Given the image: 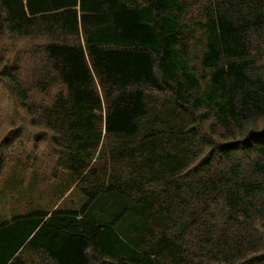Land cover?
I'll use <instances>...</instances> for the list:
<instances>
[{
    "label": "trees",
    "instance_id": "obj_1",
    "mask_svg": "<svg viewBox=\"0 0 264 264\" xmlns=\"http://www.w3.org/2000/svg\"><path fill=\"white\" fill-rule=\"evenodd\" d=\"M141 1L0 0V179L24 132L52 148L45 178L68 170L88 195L80 209L2 222L0 264H161L164 251L179 264H264V77L248 62L260 54L255 31L253 47L264 40V0H209L199 31L180 21L187 0ZM18 38L32 43L12 49ZM188 44L199 66L188 67ZM57 83L64 94L51 99ZM152 90L172 93L170 112L186 122L156 121ZM185 135L197 147L179 157ZM100 149L111 166L103 182L92 168ZM219 215L226 224L215 226ZM127 216L138 218L133 240L117 232Z\"/></svg>",
    "mask_w": 264,
    "mask_h": 264
},
{
    "label": "rangeland",
    "instance_id": "obj_2",
    "mask_svg": "<svg viewBox=\"0 0 264 264\" xmlns=\"http://www.w3.org/2000/svg\"><path fill=\"white\" fill-rule=\"evenodd\" d=\"M125 1L132 5H136L137 3L142 2L141 0ZM187 3L188 10L185 13V16L181 17L180 21L185 23L186 26L196 27V29L199 31L200 28H198V26H201L205 21H207L206 19H208L209 17L207 14V10L210 9L209 0H187ZM255 32L257 36L258 32ZM203 37L204 36L199 38ZM253 39H251V51L252 53H256L259 51L260 54L257 55V58H248V62L252 66H254L258 72H260V76L264 77V40L255 39L253 47ZM203 42L205 45V40ZM31 43L32 42H30L26 38H18L15 41V45L12 46V49H24ZM186 47L190 48L191 50V52H186V55L188 56V67L194 64L196 66H199L198 49L191 44H188ZM184 84L186 85L188 95L191 96V90L195 86V83L191 78H187L184 80ZM57 91H60L61 94H64L62 84L57 83L51 89H48L45 92L51 99H53ZM2 94L3 93L0 91V97L2 96ZM172 98H174V95L172 93L170 95L168 92H159L156 90H152V92H150L149 94L150 102L154 107L153 109L161 117L157 118L156 121L160 123H168L167 120H169V123L171 124L180 125L182 122H186L185 120L187 118L185 117L186 115L177 110L178 108L173 109L170 112V109L173 105ZM52 102L53 100H50L47 95L45 97L42 96L41 104H39L40 108H42L43 110H47L48 107L51 106L50 104ZM3 104L4 99L0 98V106ZM158 105L163 109L162 111H159L157 109ZM10 111V109L7 110V112ZM162 118H164L165 120ZM2 119L3 117L0 118V120ZM210 119L209 121H212ZM36 128L37 132L42 134V131H40V127ZM29 130L33 132V129L29 128ZM176 132L178 131L174 130V132L168 134L182 136V134H178ZM16 135L17 139L14 143V145L16 146V154L14 156L13 162L9 163L10 166L8 165V169L4 171V174L0 179V224L4 221L11 220L14 216L28 214L35 210L53 211L56 208L80 209L88 201V195L81 189L75 188V185L79 181H76V177L70 171H62L56 179H47L44 176L45 174L50 172V165L52 167L55 166V157L52 156V148L50 149V145L44 142L40 146L38 140H34L33 136H26L24 132H21L20 134L18 132ZM2 136L3 134L0 133V137ZM179 147V157H182L184 153H189L193 148H196L197 146H195V143L192 142V138L189 135H185L181 138ZM40 154L43 155L41 156ZM44 155H47V157L50 159V163L47 161V158H44ZM118 158L120 157L118 156ZM193 158H195L196 161L197 159H200V156L196 155ZM108 160V156L105 154L104 149H100L96 152V156L92 163V168L96 172H98L97 178L100 179V182H103V177L104 179H107L106 173L111 172V166L109 168L110 161L108 162ZM30 164H32L33 167L28 166ZM121 166V163L116 164L115 170H119ZM55 170L60 169L55 168ZM86 178H88V176L81 181L82 185L86 184ZM87 184H89V182H87ZM99 202L102 201L95 200L91 204V212L94 214L93 216L96 219L102 220L104 219V216H106V214L102 212L101 209H98V207L100 206ZM151 214L152 208H150L147 214L142 216V218H144L143 221L153 219L155 217V214ZM111 215H113V213L110 214V217L113 218V216ZM140 216L141 215H139V218ZM111 218L108 219L110 220ZM96 219H94L95 222ZM136 219L138 218L127 216L117 222V232L122 238L126 240H133V235H138L139 229H136L137 226L133 225V222ZM209 219L214 223L215 226L226 224L221 215ZM161 221L162 220H160L156 224L150 223V225H157ZM255 225L257 231L259 233H262L264 229V219L257 220L255 222ZM143 239H145V237ZM146 241L151 243L152 238L150 237ZM139 249L141 252L145 250V248H142L141 246H139ZM194 254L198 255L199 253L196 252ZM32 258L35 259V262L33 264H52L46 259L39 260L35 257H31L29 259L31 260ZM178 261V255L175 253V251L173 253V257H171V255H169L166 251L162 252L161 264H179Z\"/></svg>",
    "mask_w": 264,
    "mask_h": 264
},
{
    "label": "bare ground",
    "instance_id": "obj_3",
    "mask_svg": "<svg viewBox=\"0 0 264 264\" xmlns=\"http://www.w3.org/2000/svg\"><path fill=\"white\" fill-rule=\"evenodd\" d=\"M194 89V88H193ZM202 91V90H201ZM176 103V102H175Z\"/></svg>",
    "mask_w": 264,
    "mask_h": 264
}]
</instances>
